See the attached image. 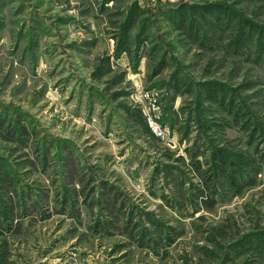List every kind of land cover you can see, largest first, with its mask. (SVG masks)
Instances as JSON below:
<instances>
[{
	"label": "rangeland",
	"instance_id": "rangeland-1",
	"mask_svg": "<svg viewBox=\"0 0 264 264\" xmlns=\"http://www.w3.org/2000/svg\"><path fill=\"white\" fill-rule=\"evenodd\" d=\"M0 264H264V0H0Z\"/></svg>",
	"mask_w": 264,
	"mask_h": 264
},
{
	"label": "built area",
	"instance_id": "built-area-1",
	"mask_svg": "<svg viewBox=\"0 0 264 264\" xmlns=\"http://www.w3.org/2000/svg\"><path fill=\"white\" fill-rule=\"evenodd\" d=\"M135 104L140 108L150 133L157 139L168 138L169 128L164 122L163 101L161 96L152 89L144 86L143 82H136Z\"/></svg>",
	"mask_w": 264,
	"mask_h": 264
},
{
	"label": "trees",
	"instance_id": "trees-1",
	"mask_svg": "<svg viewBox=\"0 0 264 264\" xmlns=\"http://www.w3.org/2000/svg\"><path fill=\"white\" fill-rule=\"evenodd\" d=\"M110 70H108V71H106V72H104V73H108ZM137 114L138 115H140L141 117H143V114H142V112H141V110H139V111H137ZM144 118V117H143ZM164 122H166V118L164 117ZM144 123H146L145 121H144ZM146 129H147V131L149 132V134H151L150 133V131H149V128L146 126ZM152 135V134H151ZM154 137V136H153ZM155 138V137H154Z\"/></svg>",
	"mask_w": 264,
	"mask_h": 264
}]
</instances>
